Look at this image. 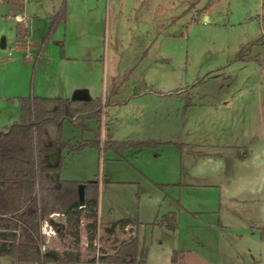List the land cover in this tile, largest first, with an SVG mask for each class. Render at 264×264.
I'll list each match as a JSON object with an SVG mask.
<instances>
[{"label": "rangeland", "instance_id": "rangeland-1", "mask_svg": "<svg viewBox=\"0 0 264 264\" xmlns=\"http://www.w3.org/2000/svg\"><path fill=\"white\" fill-rule=\"evenodd\" d=\"M263 28L262 0H0V132L19 120L21 97L84 86L103 96V80L109 94L111 78L126 76L125 103L103 104L101 140L159 145L122 157L66 149L59 177L98 182L103 226L138 221L144 264H264ZM97 128L65 121L62 138L74 146ZM168 212L174 232L154 223ZM99 237L90 255L110 250ZM46 240L60 248L56 234Z\"/></svg>", "mask_w": 264, "mask_h": 264}, {"label": "trees", "instance_id": "trees-1", "mask_svg": "<svg viewBox=\"0 0 264 264\" xmlns=\"http://www.w3.org/2000/svg\"><path fill=\"white\" fill-rule=\"evenodd\" d=\"M57 18H64V7L52 18V28ZM126 78L114 79L104 100L39 96L18 99L19 120L0 133V256L10 257L14 263L78 264L82 256L79 231L81 220L86 221V250L93 249L99 225L98 182L62 180L56 178V175L60 173L62 152L66 149L73 151L91 147L123 153L128 150L152 149L159 145L153 141H104L100 144L99 126L103 104L117 105L125 102L118 99V96L123 91ZM86 120H95L98 125L95 139L75 146L63 140L62 125L65 121H69L74 128L83 129ZM80 184L85 186L82 207L78 203ZM53 213L59 214V217L50 218ZM44 222L54 229L62 243V251L41 249L46 242L41 234ZM127 224L137 226L139 223L126 217L109 223L107 231ZM157 224L174 231L176 216L173 212L168 213ZM146 252V248H139L138 239L134 236L119 244L112 253H103L98 257L93 255L87 261L144 264Z\"/></svg>", "mask_w": 264, "mask_h": 264}, {"label": "crops", "instance_id": "crops-1", "mask_svg": "<svg viewBox=\"0 0 264 264\" xmlns=\"http://www.w3.org/2000/svg\"><path fill=\"white\" fill-rule=\"evenodd\" d=\"M3 43H4V47L3 48H5V42H4V39H3ZM95 61V60H94ZM96 62V61H95ZM103 64V66H104V70H103V75H104V73L105 74H107V64L105 63V62H102ZM114 79H119V76H113L112 78H111V83H112V81L114 80ZM105 81L103 80V93H104V95L102 96H97V97H92L91 95H90V90H89V88L87 87V86H84V88H77V87H73L72 88V94H71V96L70 97H59V98H68V99H95V98H101L102 100H104V98H105V96H106V94H107V86H106V84L104 83ZM85 85V84H84ZM139 97L137 94H134L133 95V97ZM39 97H51V96H39ZM55 97V96H54ZM53 98V97H52ZM131 100V98L129 99V100H126L127 102H129ZM126 102V103H127ZM125 103V102H124ZM208 106H210V107H215V105H208ZM86 121H88V120H86ZM86 121H85V128H86ZM69 122V121H68ZM70 123V122H69ZM71 124V123H70ZM98 126V125H97ZM85 128H83V129H85ZM99 129H100V134H99V141H100V144H102V142H104V140H101V135H102V133H101V125L99 126ZM94 136H95V132H94ZM96 138V136L94 137V139ZM85 141H90V140H82L81 142H77V143H83V142H85ZM76 143V144H77ZM75 146V145H74ZM101 150V149H100ZM128 152H129V150H128ZM124 153H126L125 155H127V151H125V152H123V153H121V154H119V155H121V157H122V155L124 154ZM206 162L207 163H214L215 161L214 160H212L211 158H206ZM195 165H194V167H196V165L197 164H199V163H194ZM216 165L217 166H220V163H217L216 162ZM201 173V176H204V172L203 171H201L200 172ZM199 174V173H198ZM82 183V182H81ZM179 204V207L181 208H183V206L180 204V202L178 203ZM98 206H99V203H98ZM97 213H98V209H97ZM168 213H171V212H168ZM167 213V214H168ZM174 214H175V216H176V213L175 212H173ZM167 214H165V215H167ZM164 216V215H163ZM162 216V217H163ZM159 220H155V224L156 225H158V226H160V227H164L166 230H168L165 226H163V225H160V224H157L156 222H158ZM99 222V221H98ZM85 223H86V221L85 220H81V222H80V224H79V231H80V252H81V254H82V256H81V260H80V262L78 263V264H80L81 262H84V261H87L88 259H90L91 258V256H93V255H90V253L88 252L89 250H86V248L84 247V242L86 241V233H85V228H84V225H85ZM153 223V224H154ZM109 224V223H108ZM108 224H106V225H102L101 223H99V225H98V227H97V232H96V237H95V240L97 239V238H100L99 236H100V234H102V235H105L106 236V239L105 240H110L109 242H107V243H110V250L108 251V252H102V250H100V255L101 254H110V253H112L113 252V250L119 245V244H121L122 242H124V241H127L130 237H134V236H136L137 237V233H136V225H131V224H127V225H125V226H116L112 231H110V232H108L107 231V227H108ZM176 229H177V222H176ZM175 229V230H176ZM174 230V231H175ZM169 231V230H168ZM174 231H169V232H174ZM51 238V237H50ZM50 238H48V239H50ZM138 239V238H137ZM57 240H58V242L60 243H58L59 245H60V248L59 247H55V248H53V247H49V246H47V240L45 239V246L43 247L44 249H42V250H45V249H54V250H56V251H62V243L60 242V240L57 238ZM118 241V242H117ZM95 242V241H94ZM81 246H83L84 248H82ZM95 247V246H94ZM97 251V250H96ZM106 251V250H105ZM174 254H178V256H179V259L180 258H183V254L181 255V254H179V253H177V252H174ZM94 255L96 256V252L94 253ZM97 257V256H96Z\"/></svg>", "mask_w": 264, "mask_h": 264}, {"label": "built area", "instance_id": "built-area-1", "mask_svg": "<svg viewBox=\"0 0 264 264\" xmlns=\"http://www.w3.org/2000/svg\"><path fill=\"white\" fill-rule=\"evenodd\" d=\"M16 21L18 23H24L25 17H18L17 16L16 17ZM29 43L30 42H27V41H25L23 43L20 42V41L17 42L16 43V50L24 51L25 53H27L26 54V58L31 59L32 55L29 54V49H30ZM80 207H82V206H80ZM49 217L52 218V219H56L57 217H59V214L53 213ZM41 234L45 237V239H47V238H50L52 236H55L56 233H55L54 229L47 222H44L42 224V226H41ZM87 246H88V243H87V241H85L84 242V247L86 248ZM93 246H96L95 242L93 243ZM42 249H44V248L42 247Z\"/></svg>", "mask_w": 264, "mask_h": 264}, {"label": "water", "instance_id": "water-1", "mask_svg": "<svg viewBox=\"0 0 264 264\" xmlns=\"http://www.w3.org/2000/svg\"><path fill=\"white\" fill-rule=\"evenodd\" d=\"M1 47L2 48L4 47L3 40L1 41ZM58 177H59V175L57 174L56 178H58ZM84 187L85 186L83 184H80L78 186V203H79V206H83V204H84Z\"/></svg>", "mask_w": 264, "mask_h": 264}]
</instances>
